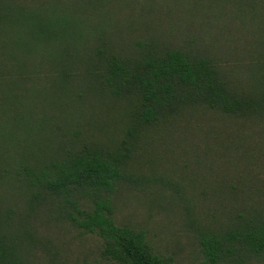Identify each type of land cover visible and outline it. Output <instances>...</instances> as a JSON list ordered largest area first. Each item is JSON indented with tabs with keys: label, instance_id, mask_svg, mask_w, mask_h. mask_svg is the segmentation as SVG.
Instances as JSON below:
<instances>
[{
	"label": "trees",
	"instance_id": "16d2710c",
	"mask_svg": "<svg viewBox=\"0 0 264 264\" xmlns=\"http://www.w3.org/2000/svg\"><path fill=\"white\" fill-rule=\"evenodd\" d=\"M127 1L0 0V143L20 139L13 178L27 200L96 236L102 259L169 264L144 230L115 222L117 202L149 181L141 158L161 134L181 131L192 161L207 164L219 152L210 140L239 133L256 143L249 156L264 165V0H214L199 33H179L167 44L129 38L116 21ZM29 34L31 44L45 38L44 63L18 49ZM40 80L45 95L24 104ZM0 154L6 157L1 147ZM198 181L195 175L189 186ZM209 188L180 198L187 209L208 202L227 208L196 232L204 262L264 256V189L254 185L257 197L233 184ZM8 216L0 212V264H29Z\"/></svg>",
	"mask_w": 264,
	"mask_h": 264
},
{
	"label": "rangeland",
	"instance_id": "374dc122",
	"mask_svg": "<svg viewBox=\"0 0 264 264\" xmlns=\"http://www.w3.org/2000/svg\"><path fill=\"white\" fill-rule=\"evenodd\" d=\"M213 1L129 0L116 21H120L121 28L129 32V38L144 41L155 38L167 44L179 33L188 34V38L191 34L199 33L198 21L202 15L206 17L205 14L210 12ZM7 37L14 41L10 35ZM37 37H32L33 44L30 34L28 38L23 37L18 49L23 53L27 51L29 62L44 63L47 44L42 35L39 39ZM184 38L181 36L177 41L182 42ZM44 95V81L40 80L33 84L29 96L22 100L24 104L31 105L32 98L41 99ZM190 128L195 130V123L190 124ZM181 134L180 131L154 138L141 158L144 161L142 174L149 181L128 190L130 192L118 200L115 222L144 230L152 248L168 257L169 264H207L203 260L196 232L212 227L215 222L213 217L221 218L227 208L208 202L198 206L188 203L187 209L185 201L180 198L190 192L202 195V189L209 191L213 183L241 186L249 190L245 194L259 197L261 192H257L254 185L264 189V165L249 156L256 154L249 153L248 148L256 143L243 140L246 136L239 133L235 138L223 141L210 140L209 145L219 150L217 156L212 162L208 160L209 163L205 164L202 160L197 164L187 154L191 143L179 138ZM19 140H1L0 143L6 155L3 157L0 154V212L5 215L9 213L4 221L10 225L13 236L25 243L23 252L29 264H115L101 258V240L96 236L80 233L48 204L38 203L37 199L33 203L27 200L26 188L17 178H13V163L17 162L15 159H18L23 148ZM258 150L264 155L262 146ZM208 154L211 155V151ZM199 165L202 169L198 171L195 166ZM195 175L199 181L189 186ZM184 187L185 192L182 190ZM176 188L183 192L176 191ZM237 207L230 208L234 211ZM246 264H264V256L249 259Z\"/></svg>",
	"mask_w": 264,
	"mask_h": 264
}]
</instances>
